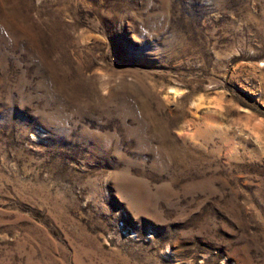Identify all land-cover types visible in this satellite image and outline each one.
<instances>
[{
	"label": "rangeland",
	"instance_id": "1",
	"mask_svg": "<svg viewBox=\"0 0 264 264\" xmlns=\"http://www.w3.org/2000/svg\"><path fill=\"white\" fill-rule=\"evenodd\" d=\"M0 264H264V0H0Z\"/></svg>",
	"mask_w": 264,
	"mask_h": 264
}]
</instances>
